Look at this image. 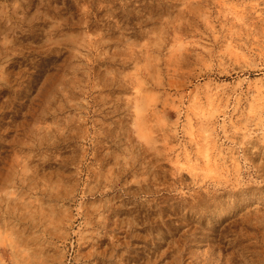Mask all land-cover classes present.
Returning <instances> with one entry per match:
<instances>
[{"label":"rangeland","instance_id":"374dc122","mask_svg":"<svg viewBox=\"0 0 264 264\" xmlns=\"http://www.w3.org/2000/svg\"><path fill=\"white\" fill-rule=\"evenodd\" d=\"M0 264H264V0H0Z\"/></svg>","mask_w":264,"mask_h":264}]
</instances>
